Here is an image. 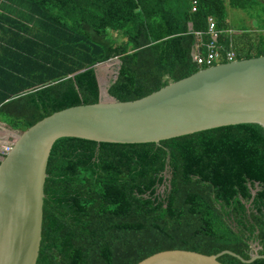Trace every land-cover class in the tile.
<instances>
[{"label":"trees","instance_id":"16d2710c","mask_svg":"<svg viewBox=\"0 0 264 264\" xmlns=\"http://www.w3.org/2000/svg\"><path fill=\"white\" fill-rule=\"evenodd\" d=\"M195 1L192 12V0H0V122L21 132L98 102L95 66L114 59L107 92L117 101L185 78L202 69L192 60L193 33H206L208 18L222 55H264V0H227L256 21L252 36L231 32L224 0ZM46 175L36 264H137L173 249L264 254L260 125L146 144L60 138ZM218 261L244 264L230 255Z\"/></svg>","mask_w":264,"mask_h":264},{"label":"water","instance_id":"95a60500","mask_svg":"<svg viewBox=\"0 0 264 264\" xmlns=\"http://www.w3.org/2000/svg\"><path fill=\"white\" fill-rule=\"evenodd\" d=\"M239 124L264 129V55L202 68L132 101H117L108 92L102 100L99 90L96 103L68 107L24 131L12 130L17 133L9 140L11 148L0 159V264L37 262L47 163L58 139L159 143ZM223 255L244 264L264 259L257 253L245 260L229 250L205 255L173 249L137 264H222Z\"/></svg>","mask_w":264,"mask_h":264},{"label":"built area","instance_id":"2783aa9c","mask_svg":"<svg viewBox=\"0 0 264 264\" xmlns=\"http://www.w3.org/2000/svg\"><path fill=\"white\" fill-rule=\"evenodd\" d=\"M196 1L192 0L191 11H196ZM195 42L191 51L193 62L201 68L211 67L215 64H219L222 60L225 62H231L236 60L235 53L229 50L225 55L220 52V46L217 43L220 32L216 29L215 22L212 18H208V29L206 33L194 32ZM203 35L208 36L206 42L203 41ZM11 143L0 146V159L10 150Z\"/></svg>","mask_w":264,"mask_h":264},{"label":"rangeland","instance_id":"374dc122","mask_svg":"<svg viewBox=\"0 0 264 264\" xmlns=\"http://www.w3.org/2000/svg\"><path fill=\"white\" fill-rule=\"evenodd\" d=\"M225 1L226 5V13H227V24L231 30V32L235 35H239V30L242 28H248L250 29V32L248 33L250 36L254 35L256 32L257 24L255 20L248 19L247 15L237 9H233L228 5L227 0ZM239 39V38H238ZM119 63L118 60H111L104 65H99L96 68V75L98 79L99 84V90H100V98L102 100L107 99V88L109 85L114 81L116 75H117V69H118ZM2 128L6 131H2ZM0 141L1 144H7L9 141H7V138L9 136L8 132L12 133V130L9 128L0 125ZM18 132V131H17ZM16 132V133H17ZM14 132V134H16ZM3 142V143H2Z\"/></svg>","mask_w":264,"mask_h":264},{"label":"crops","instance_id":"0c3cea01","mask_svg":"<svg viewBox=\"0 0 264 264\" xmlns=\"http://www.w3.org/2000/svg\"><path fill=\"white\" fill-rule=\"evenodd\" d=\"M0 125H3V126H5V124L4 123H1L0 122ZM6 127V126H5ZM2 131L4 132V131H6L5 129H3L2 128ZM1 133V132H0ZM9 133V136H8V138H7V141H9L10 140V138H12V137H14V132L12 131V133L11 132H8ZM3 143V142H2ZM2 144H1V141H0V146H1ZM3 145H4V143H3Z\"/></svg>","mask_w":264,"mask_h":264}]
</instances>
